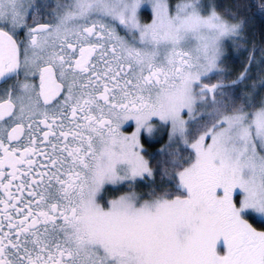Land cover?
<instances>
[{"label": "snow or ice", "instance_id": "snow-or-ice-1", "mask_svg": "<svg viewBox=\"0 0 264 264\" xmlns=\"http://www.w3.org/2000/svg\"><path fill=\"white\" fill-rule=\"evenodd\" d=\"M236 15L0 0V264H264V73L237 95L264 50L226 82ZM161 127L154 168L142 141Z\"/></svg>", "mask_w": 264, "mask_h": 264}, {"label": "trees", "instance_id": "trees-1", "mask_svg": "<svg viewBox=\"0 0 264 264\" xmlns=\"http://www.w3.org/2000/svg\"><path fill=\"white\" fill-rule=\"evenodd\" d=\"M211 1L218 6V10H220L221 12H223L226 8L231 9L233 12L237 13V20L243 19L245 21L244 30L241 33L242 39L238 41L239 49L242 51V61L240 60L238 62H231L229 59H226L225 61V63L227 64V69L229 65L235 66V70L233 71L232 76L235 77L240 73L244 65L247 63L249 53L254 46L257 49L255 52L257 60L260 59L262 50H264V12H261L259 9V5L261 3H264V0ZM141 17L144 21H150L149 13L147 11L142 13ZM258 71L260 73H264V65L253 63L250 73L251 79H249L248 82L252 83L254 80H258V76H256L258 74ZM232 79H230V81ZM239 94L242 93H238V95ZM165 142V135L161 136V138H158L155 141H150L144 137L142 141L146 150L145 156L150 160V163L154 168L157 166L158 161H161L163 159V157L159 155V150L165 144Z\"/></svg>", "mask_w": 264, "mask_h": 264}, {"label": "rangeland", "instance_id": "rangeland-1", "mask_svg": "<svg viewBox=\"0 0 264 264\" xmlns=\"http://www.w3.org/2000/svg\"><path fill=\"white\" fill-rule=\"evenodd\" d=\"M53 3H55V0H52ZM171 2L173 3V5H175V3H178L179 0H171ZM205 2H208V3H212L211 0H205ZM149 13V18L151 20V13L150 11H147ZM150 22V21H149ZM226 59H229L231 62L235 61V62H238V61H242V51L239 49V45H238V41L237 40H232V39H229V40H226L225 41V44H224V57H223V62L221 64V68L224 69V74L227 76V80L226 82H230V79H235L237 76L235 77H232L233 76V71L235 70L234 69V65L231 66L229 65L228 69H227V64L225 63ZM224 63V64H223ZM258 74H260V72L258 71ZM258 74L256 76H258ZM232 77V78H231ZM219 79V77H216V78H213L212 80L208 81V83H215L216 80ZM232 79V80H233ZM252 83L251 82H248L246 81L245 83H242V84H239L237 86V95L238 93H242V94H239V95H243V93L245 92L246 90V87L250 86ZM133 129L131 128V130L129 131V133L132 131ZM168 131L169 129L168 128H164V127H161L159 128V130H157L153 136L151 138H148L147 134H145L144 136L150 140V141H155L157 140L158 138H161V136L165 135V139H166V142L165 144L160 148V150L162 148L165 147V145L168 144ZM176 146L173 145V148H175ZM159 150V152H160ZM182 155L186 156L187 155V151H183L182 152ZM146 159H148L146 157ZM156 184L154 185L155 187H157L159 190L163 191V190H166L169 188L168 184L167 183H162L161 180H160V177L158 176L156 178ZM151 187H153L152 185H148V184H138L136 186V191L138 193H141V194H147L150 190H151ZM128 188L127 186L125 185L124 187L121 188V190L119 191V193L117 195H120L122 194L124 191H127ZM116 195V196H117Z\"/></svg>", "mask_w": 264, "mask_h": 264}, {"label": "flooded vegetation", "instance_id": "flooded-vegetation-1", "mask_svg": "<svg viewBox=\"0 0 264 264\" xmlns=\"http://www.w3.org/2000/svg\"><path fill=\"white\" fill-rule=\"evenodd\" d=\"M141 19H142V17H141ZM142 22L147 23V21H144L143 19H142ZM130 129H131V128H129L128 130H130ZM118 193H119V192L107 191V192L104 193V199H105V200H107V199H111V198H113L114 196H116Z\"/></svg>", "mask_w": 264, "mask_h": 264}]
</instances>
